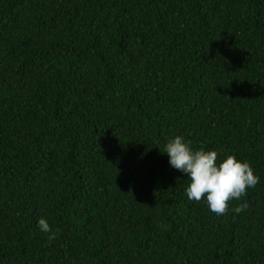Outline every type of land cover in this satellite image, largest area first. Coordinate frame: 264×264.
<instances>
[{"label": "trees", "instance_id": "trees-1", "mask_svg": "<svg viewBox=\"0 0 264 264\" xmlns=\"http://www.w3.org/2000/svg\"><path fill=\"white\" fill-rule=\"evenodd\" d=\"M177 135L259 183L189 200ZM0 264H264V0H0Z\"/></svg>", "mask_w": 264, "mask_h": 264}, {"label": "clouds", "instance_id": "clouds-1", "mask_svg": "<svg viewBox=\"0 0 264 264\" xmlns=\"http://www.w3.org/2000/svg\"><path fill=\"white\" fill-rule=\"evenodd\" d=\"M162 153L167 154L173 168L187 176V198L197 203L206 200L209 209L216 215H226L231 201L241 200L249 188L259 183V177L248 161L239 160L234 155L220 159L215 150H194L192 142L181 135L171 138ZM245 207L237 205L233 211L240 213ZM38 227L48 234V241L57 238L46 218L38 220Z\"/></svg>", "mask_w": 264, "mask_h": 264}]
</instances>
